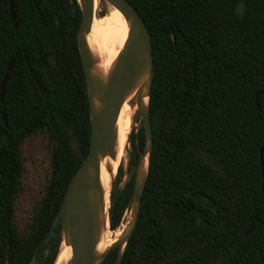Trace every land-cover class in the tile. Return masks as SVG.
Here are the masks:
<instances>
[{"label": "trees", "instance_id": "obj_1", "mask_svg": "<svg viewBox=\"0 0 264 264\" xmlns=\"http://www.w3.org/2000/svg\"><path fill=\"white\" fill-rule=\"evenodd\" d=\"M12 1L16 33L8 0H0V81L15 58L0 101V264H29L57 230L52 224L68 182L88 151L90 122L77 0ZM128 1L151 37L152 147L120 264H264V95L254 105L264 89V0ZM67 127L80 139L81 158L72 152ZM42 128L55 140L51 175L33 238L25 242L13 223L20 145ZM144 140L140 128V150ZM132 192V177L119 195L111 192V229ZM116 253L114 247L98 264H116ZM55 256L53 249L42 264H53Z\"/></svg>", "mask_w": 264, "mask_h": 264}, {"label": "water", "instance_id": "obj_2", "mask_svg": "<svg viewBox=\"0 0 264 264\" xmlns=\"http://www.w3.org/2000/svg\"><path fill=\"white\" fill-rule=\"evenodd\" d=\"M98 1L101 3L108 1L121 11L127 19L128 32L107 77L105 79L99 78L92 71L93 60L85 38L94 15V0H77L81 12V21L77 29L76 41L85 81L90 136L88 151L69 180L60 205L61 241H65V244L69 245L71 249V258L67 264H98L114 247H117L116 264H120L126 241L137 223L152 147L148 97L153 78V53L149 30L128 0ZM8 6L10 20L16 33L18 22L12 0H8ZM98 14L101 15L102 12ZM14 61V57L9 59L0 81V101L3 98L5 85L11 74ZM27 68L31 78L34 79V73L28 65ZM140 80L141 84L137 87L134 98L138 107L131 120L133 124L140 117L145 140L143 149L138 148L131 198V219L127 229L103 252L98 254L95 252V246L99 235L101 217L106 215L108 219L109 207L108 191V205L105 210V196L99 179L101 162L105 156L115 158V125L119 112L125 98ZM35 85L42 98H45L46 90L43 85L36 81ZM145 95L147 96V104L145 107H141L140 99ZM261 95H264V89L255 93V106H257ZM2 120L6 124L5 114L2 115ZM262 151L263 147L260 148L259 156L262 192L264 194ZM145 157L147 158V167L146 171L143 172L141 167ZM251 228L252 224L248 225L245 234L249 233Z\"/></svg>", "mask_w": 264, "mask_h": 264}, {"label": "rangeland", "instance_id": "obj_3", "mask_svg": "<svg viewBox=\"0 0 264 264\" xmlns=\"http://www.w3.org/2000/svg\"><path fill=\"white\" fill-rule=\"evenodd\" d=\"M99 12L103 13L104 9L102 8ZM51 63L52 60L50 59ZM140 128L144 133L141 119L138 117L131 126L127 140L124 141V157L119 163L109 186V204L112 191L114 195H119L131 177L134 183L136 163L132 165L131 159L136 152L138 153L137 144ZM66 134L73 154L75 157L81 158L83 150L78 135L72 127H67ZM54 148L55 140L45 128L33 131L23 139L20 145L21 174L18 178V190L14 200L13 223L17 236L25 242H29L33 238L36 215L46 196L51 175V155ZM130 219L131 201L127 204L115 229H111L108 222L106 231L112 237L111 242L115 241L119 234L121 235L127 229ZM52 225L57 230L53 231L50 237L36 249L29 264H42L45 256L53 249H56L57 256L62 239L59 216L54 219Z\"/></svg>", "mask_w": 264, "mask_h": 264}, {"label": "bare ground", "instance_id": "obj_4", "mask_svg": "<svg viewBox=\"0 0 264 264\" xmlns=\"http://www.w3.org/2000/svg\"><path fill=\"white\" fill-rule=\"evenodd\" d=\"M104 12L99 15L101 9ZM128 32V22L121 11L108 1L103 3L94 0V15L91 26L85 35L86 42L93 60L92 71L99 78L105 79L112 67L113 61L122 48ZM141 84V80L130 91L125 98L119 116L115 125L116 140H115V158L105 156L101 162L100 183L105 196V210L107 209L108 191L114 173L119 167V163L124 157V141L127 140L132 124V116L137 109L135 101V91ZM133 101V103H132ZM147 104V96H142L140 99L141 107ZM147 167V158L142 162V171L145 172ZM108 219L105 216L101 217V225L99 235L95 246V252H103L111 243L112 237L106 231ZM108 229V228H107ZM110 233V232H109ZM121 233V232H120ZM111 235V234H110ZM120 235V234H119ZM119 237V236H118ZM71 258V249L65 241H61L59 251L53 264H67Z\"/></svg>", "mask_w": 264, "mask_h": 264}, {"label": "flooded vegetation", "instance_id": "obj_5", "mask_svg": "<svg viewBox=\"0 0 264 264\" xmlns=\"http://www.w3.org/2000/svg\"><path fill=\"white\" fill-rule=\"evenodd\" d=\"M84 83H85V81H84ZM85 91H86V88H85Z\"/></svg>", "mask_w": 264, "mask_h": 264}]
</instances>
